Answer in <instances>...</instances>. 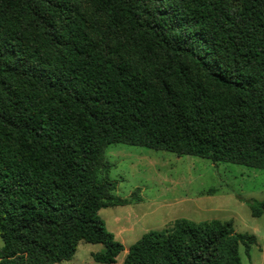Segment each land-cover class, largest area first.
I'll list each match as a JSON object with an SVG mask.
<instances>
[{
    "label": "trees",
    "instance_id": "1",
    "mask_svg": "<svg viewBox=\"0 0 264 264\" xmlns=\"http://www.w3.org/2000/svg\"><path fill=\"white\" fill-rule=\"evenodd\" d=\"M115 144L264 169V0H0V264H58L80 242L118 264L99 213L138 197L105 174ZM257 244L181 219L120 264H243Z\"/></svg>",
    "mask_w": 264,
    "mask_h": 264
},
{
    "label": "rangeland",
    "instance_id": "2",
    "mask_svg": "<svg viewBox=\"0 0 264 264\" xmlns=\"http://www.w3.org/2000/svg\"><path fill=\"white\" fill-rule=\"evenodd\" d=\"M105 162V174L117 183L114 193L132 199L137 191L138 197L99 213L108 232L124 245L118 264L146 233L170 228L181 219L232 220L236 233L258 238L251 257L240 246L242 263L264 264V214L253 216L249 205L264 200V169L127 144L109 146ZM3 244L0 237V249ZM103 250L101 244L80 242L73 259L58 264H105L93 257Z\"/></svg>",
    "mask_w": 264,
    "mask_h": 264
}]
</instances>
